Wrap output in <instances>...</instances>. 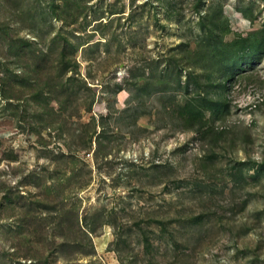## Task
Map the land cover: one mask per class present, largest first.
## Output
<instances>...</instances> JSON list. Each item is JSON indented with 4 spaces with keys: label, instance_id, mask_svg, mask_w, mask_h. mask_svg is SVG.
I'll use <instances>...</instances> for the list:
<instances>
[{
    "label": "rangeland",
    "instance_id": "1",
    "mask_svg": "<svg viewBox=\"0 0 264 264\" xmlns=\"http://www.w3.org/2000/svg\"><path fill=\"white\" fill-rule=\"evenodd\" d=\"M0 264H264V0H0Z\"/></svg>",
    "mask_w": 264,
    "mask_h": 264
}]
</instances>
